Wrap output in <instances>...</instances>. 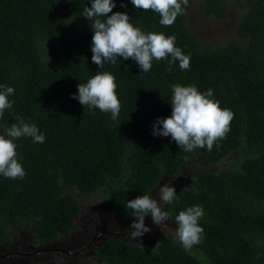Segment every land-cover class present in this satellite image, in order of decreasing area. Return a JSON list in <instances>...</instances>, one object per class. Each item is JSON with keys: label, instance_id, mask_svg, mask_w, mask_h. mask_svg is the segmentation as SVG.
I'll use <instances>...</instances> for the list:
<instances>
[{"label": "trees", "instance_id": "16d2710c", "mask_svg": "<svg viewBox=\"0 0 264 264\" xmlns=\"http://www.w3.org/2000/svg\"><path fill=\"white\" fill-rule=\"evenodd\" d=\"M91 3L0 0V90L14 89L0 135L22 117L45 136L43 143L15 141L23 179L0 175V244L28 223L33 245L71 234L81 208L74 192L97 198L107 214L133 218L127 202L153 197L158 182L175 177L190 158L217 163L229 157L224 169L194 174L165 207L176 225L180 211L202 206L200 243L186 251L166 236L142 247L106 238L94 255L99 264H264V0H188L171 26L161 25L158 13L135 9L131 0H113L107 16L126 13L145 33L175 35V46L190 56L187 70L176 62L167 71L168 57L153 60L147 73L122 57L104 68L92 62L91 21L83 17ZM230 5L241 12L234 38L204 47L187 27V7L223 20ZM98 72L116 78V120L71 98ZM175 84L211 89L220 107L234 114L230 131L211 151L185 152L170 136L152 135L156 119L171 115Z\"/></svg>", "mask_w": 264, "mask_h": 264}, {"label": "clouds", "instance_id": "9594fccd", "mask_svg": "<svg viewBox=\"0 0 264 264\" xmlns=\"http://www.w3.org/2000/svg\"><path fill=\"white\" fill-rule=\"evenodd\" d=\"M135 9L153 11L160 16L159 23L171 26L178 15L183 14V6L188 0H131ZM125 5H121L124 7ZM116 5L113 0H92L91 7H85L83 17L91 21L93 32L91 60L99 68L117 63V58L131 59L139 65L142 72H149L152 62L169 60L167 71H172V65L179 62L181 70L190 66V56L184 55L175 46V35L165 36L163 33H145L129 22L126 13L116 12L110 16ZM107 16V18H105ZM115 77L109 72H98L85 84H78L77 94L71 98L89 109H99L102 113H111L116 120L120 111V101L116 95ZM14 95L12 87L0 90V118L6 109L12 108L14 101L9 97ZM171 115L167 118H157L152 125V135L171 137L185 152H192L197 148H207L211 151L213 145L223 140L230 131V123L234 114L230 109L221 108L219 102L213 98V91L201 93L195 86H172ZM17 123L5 128V135H0V175L12 180L23 179L26 175L22 165L18 162L15 141L22 137L32 138L33 143H43L45 136L38 128L26 123L22 117H17ZM219 146V145H217ZM159 200L149 195H141L127 202V207L134 210L135 222L130 225L132 239L138 240L150 229L145 226V217L149 214L153 224L161 226L168 221L169 214L160 206L172 204L177 199L175 189L164 184L158 190ZM202 206L196 205L180 211L175 217L177 225L176 238L187 251L200 243L203 228L198 221L203 217ZM140 247L139 243H137ZM158 246L156 244L155 248ZM154 248V249H155ZM153 249V250H154Z\"/></svg>", "mask_w": 264, "mask_h": 264}, {"label": "rangeland", "instance_id": "374dc122", "mask_svg": "<svg viewBox=\"0 0 264 264\" xmlns=\"http://www.w3.org/2000/svg\"><path fill=\"white\" fill-rule=\"evenodd\" d=\"M186 11L187 27L204 47L224 45L232 40L241 18V12L233 5H230L228 15L223 20L206 19L191 6ZM229 159L226 157L217 163H203L194 157L190 158L175 177L164 176L158 182L153 190V198L159 200L158 190L164 184L173 187L175 192L187 189L194 174L200 170L224 169ZM74 194L78 197L81 208L71 234L60 236L48 244L33 245L29 223L21 229L11 230L10 241L0 244V264H99L94 250L106 238L146 245L166 236L179 243L176 238V225L170 219L159 227L153 224L149 214L144 223L150 231L134 241L130 225L135 222V217L122 219L116 214H107L99 209L97 198L79 196L75 192ZM160 206L165 211L166 205L163 202Z\"/></svg>", "mask_w": 264, "mask_h": 264}]
</instances>
